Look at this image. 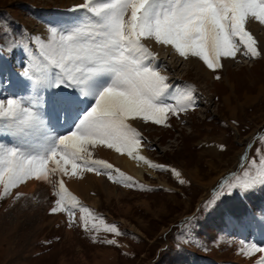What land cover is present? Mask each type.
Returning <instances> with one entry per match:
<instances>
[{"label":"rangeland","instance_id":"1","mask_svg":"<svg viewBox=\"0 0 264 264\" xmlns=\"http://www.w3.org/2000/svg\"><path fill=\"white\" fill-rule=\"evenodd\" d=\"M72 1L0 0V52L15 71L22 73L36 52L34 37L46 38L47 28L62 14L76 15L68 10L83 0ZM257 26L246 25L258 41L264 33ZM145 44L158 54V70L168 77L170 94L191 90L194 100L188 111L169 114L167 126L130 121L148 155L164 168H156L155 177L145 174L144 180L124 173L131 176V187L110 180L112 187L128 190L124 199H107L96 191L97 211L84 207L104 224L89 217L87 231L78 219L71 227L47 225L49 217L41 219L13 199H0V264H257L264 256L241 251L253 243L264 247L254 233L256 220L264 218V186L215 198L222 183H232L245 170L254 172L250 164H259L257 150H264L263 50L258 43L259 57L237 53L235 59L222 58V68L212 71L198 58L190 63L170 47L152 40ZM23 91L27 97L34 93L32 87ZM16 92L3 97L28 99ZM105 225L117 226L122 234L105 231ZM108 239L116 244L105 243Z\"/></svg>","mask_w":264,"mask_h":264},{"label":"snow or ice","instance_id":"2","mask_svg":"<svg viewBox=\"0 0 264 264\" xmlns=\"http://www.w3.org/2000/svg\"><path fill=\"white\" fill-rule=\"evenodd\" d=\"M68 11L76 15L52 22L46 38H33L38 47L21 73L33 90H58L47 101V112L37 110L35 96L0 95V199L18 200L24 194L14 189L30 180L43 181L52 185L56 197L50 214L65 213L71 227L79 207L78 220L87 231L89 217L104 221L68 191L64 177L94 172L134 186L131 177L94 158L93 151L112 149L163 169L139 154L143 137L130 121L167 126L169 114L178 116L194 107L191 90L170 94L168 77L158 70V54L145 41L170 47L185 60L198 58L212 71L222 68V58L235 59L237 53L259 57L258 41L246 25H264V0H83ZM4 79L0 66V85ZM173 99L176 103L168 102ZM257 151L259 164H250L255 171L245 170L232 183H222L215 198L264 186V150ZM92 227L99 230V224ZM104 230L122 234L115 225ZM104 242L116 244L115 239ZM241 251L251 256L264 253V247L253 243ZM257 264H264V256Z\"/></svg>","mask_w":264,"mask_h":264},{"label":"bare ground","instance_id":"3","mask_svg":"<svg viewBox=\"0 0 264 264\" xmlns=\"http://www.w3.org/2000/svg\"><path fill=\"white\" fill-rule=\"evenodd\" d=\"M72 3L76 4L78 2L77 0L76 1L73 0ZM70 17L71 16L66 17V15L62 14L57 19V21L67 20ZM255 23L258 24L257 27L263 29L262 32L264 33V25H260L258 22H254V24ZM258 43L261 49L263 50L262 58L264 59V35L262 38L261 37L258 38ZM190 59L188 61L191 63L192 59L191 60ZM0 66L3 67L4 76H5L4 79L5 84L3 83V85H0V95L2 96L9 95L11 91L14 90L15 88L16 90H18V92L16 93L19 94L25 93L27 97V95L29 94L23 90L27 89V87L31 88L32 87L31 83L27 81L21 75V73H18L11 67L10 62L4 57V55L1 52H0ZM206 70L207 69L205 68V71ZM54 92H56L54 88L46 89L44 92L41 90H34V93H31L30 96H28L27 98L33 96L37 97V108H38L37 110L43 115L45 112H47L49 107L47 101L51 98L52 93ZM44 119L47 122L48 117L45 115ZM63 130L64 129L62 128H57V131L62 132ZM12 139L13 138L11 136L4 137V140L8 142H11ZM138 151L140 155H143L144 157H146L147 160L151 161L153 164H156V162L148 155L149 154L148 151L145 149V147L142 144ZM93 156L96 159L107 161L108 163L113 165L114 169H119L121 172L127 173L138 180H144L145 174H149L151 175V177L157 176V174L155 173L156 168L149 167L148 164L144 163L143 161H137L136 159L129 157L127 154L122 155L120 153L115 152L112 149L97 147L93 151ZM115 175L116 174H114V176ZM55 179L56 178L53 177V181H55ZM64 182L68 191L77 197V199L80 201V204L82 206L87 205L88 207L92 208L95 211H97L98 201H99L97 200L98 198L96 199L95 196L96 191L98 190L103 191L107 199L111 198V196L113 195V197H115L116 200L124 199L128 193V190L124 187H120L118 185L112 187L113 185L110 184V180L108 179L107 175H103V174L97 175L94 172H83L82 174H78L77 177H73V178L64 177ZM16 191H19L24 195L18 200H13L14 205L27 208L28 210H33L36 213V215H38V217L41 219H46L47 217H49L47 218V223H46L47 225L63 224L65 225V227L68 226L69 218L66 214L63 213L48 214L50 208L53 206L54 200L56 199L52 194L53 187L51 184L45 183L43 181L30 180L20 185L18 189L13 190L14 193ZM6 199L9 200L12 199V197H6ZM75 210L78 212L79 207L76 208ZM79 216L80 214L78 212L76 216L77 219ZM254 228H255L254 233L258 235L257 236L258 239L260 241H263L264 218H258L256 220V223L254 224Z\"/></svg>","mask_w":264,"mask_h":264}]
</instances>
